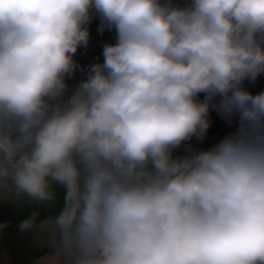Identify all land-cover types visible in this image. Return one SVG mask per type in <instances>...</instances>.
<instances>
[{
    "label": "clouds",
    "instance_id": "clouds-1",
    "mask_svg": "<svg viewBox=\"0 0 264 264\" xmlns=\"http://www.w3.org/2000/svg\"><path fill=\"white\" fill-rule=\"evenodd\" d=\"M93 11L116 42L65 99ZM261 73L264 0H0V190L62 191L40 227L63 264H264ZM210 108L236 130L174 156Z\"/></svg>",
    "mask_w": 264,
    "mask_h": 264
},
{
    "label": "crops",
    "instance_id": "crops-1",
    "mask_svg": "<svg viewBox=\"0 0 264 264\" xmlns=\"http://www.w3.org/2000/svg\"><path fill=\"white\" fill-rule=\"evenodd\" d=\"M189 0H173L174 4L185 6ZM88 30V42L77 48L78 58L74 60L75 70L66 76L65 99L87 79L93 64H102L103 48L106 44L116 41L115 30H109L101 21L99 14L93 11L91 20L85 25ZM256 95V94H254ZM219 97L212 103L216 104ZM214 108H210V111ZM232 128L211 145L200 148L194 147L187 155L194 151L207 150L213 147L224 136L232 133L237 127V116L226 118ZM58 199L54 206L37 205L32 202L15 201L12 193L0 190V264H63V257L58 255L50 243L49 232L42 230L40 222L46 217L55 215L62 204V191L57 189ZM30 219L34 227L21 232L18 225Z\"/></svg>",
    "mask_w": 264,
    "mask_h": 264
},
{
    "label": "trees",
    "instance_id": "trees-1",
    "mask_svg": "<svg viewBox=\"0 0 264 264\" xmlns=\"http://www.w3.org/2000/svg\"><path fill=\"white\" fill-rule=\"evenodd\" d=\"M242 88L253 95L264 92V85L246 84L242 86ZM209 120L210 127L203 138L193 136L190 140L184 141L174 149L173 155L186 156L194 147H207L225 135L232 128V124H227L225 117L216 109L210 111Z\"/></svg>",
    "mask_w": 264,
    "mask_h": 264
},
{
    "label": "built area",
    "instance_id": "built-area-1",
    "mask_svg": "<svg viewBox=\"0 0 264 264\" xmlns=\"http://www.w3.org/2000/svg\"><path fill=\"white\" fill-rule=\"evenodd\" d=\"M78 58V51H76V53L74 54L73 56V60L77 59ZM246 84H254V85H264V73H261L259 74L255 80H252V79H245L243 82H242V86L246 85ZM200 100H203L204 99V94H201L200 97H199ZM14 200L15 201H24V202H28L27 199H24V200H17L15 199L14 197Z\"/></svg>",
    "mask_w": 264,
    "mask_h": 264
},
{
    "label": "water",
    "instance_id": "water-1",
    "mask_svg": "<svg viewBox=\"0 0 264 264\" xmlns=\"http://www.w3.org/2000/svg\"><path fill=\"white\" fill-rule=\"evenodd\" d=\"M115 42H116V41H115ZM115 42H114V43H115ZM114 43H113V44H114Z\"/></svg>",
    "mask_w": 264,
    "mask_h": 264
}]
</instances>
